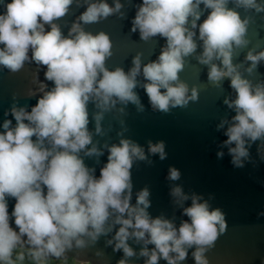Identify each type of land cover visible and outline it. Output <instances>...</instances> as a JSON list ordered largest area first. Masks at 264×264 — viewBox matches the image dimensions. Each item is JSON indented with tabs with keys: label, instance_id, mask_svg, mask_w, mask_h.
<instances>
[{
	"label": "clouds",
	"instance_id": "clouds-1",
	"mask_svg": "<svg viewBox=\"0 0 264 264\" xmlns=\"http://www.w3.org/2000/svg\"><path fill=\"white\" fill-rule=\"evenodd\" d=\"M129 3L135 8L130 34L139 32L144 43L157 37L165 43L155 60L145 62L143 52H136L125 71L107 66L113 55L110 35L85 28L112 16L126 19L122 0H0V70L30 72L24 97H38L30 107L13 93L0 125V264H49L69 257L93 264L79 256L102 237L105 248L123 253L116 264L141 259L143 264H182L189 250L195 264H210L207 253L229 227L225 213L212 207V197L186 193L175 183L171 202L187 217L179 225L175 213L171 218L150 214L147 186L135 192L132 203L133 166L151 165L150 157L156 155L163 161L167 152L164 141L148 140L146 151L127 137L130 129L123 118L129 105L137 113L146 111L137 89L144 90L154 113L167 115L197 103L201 89L180 76L193 60L201 71L207 69V84L224 92L225 80L230 81L232 92L223 104L235 115L219 118L216 130H224L227 137L220 148H227L234 167L243 168L245 162L255 164L250 149L259 142L257 154L264 161V79H254L264 76L259 72L264 48L249 47L248 37L255 20L251 13L264 14V0ZM74 5L84 11L65 35L58 21ZM245 49L243 59L237 60ZM109 113L119 125L118 142L110 135L113 123L104 124ZM105 152L107 162L97 176L96 167L85 160L100 164ZM224 154L218 151L217 157ZM166 179L179 181L181 172L170 166ZM11 199L15 203L10 212ZM72 252L76 254L70 256ZM95 256L101 258L104 252L97 249Z\"/></svg>",
	"mask_w": 264,
	"mask_h": 264
},
{
	"label": "water",
	"instance_id": "water-1",
	"mask_svg": "<svg viewBox=\"0 0 264 264\" xmlns=\"http://www.w3.org/2000/svg\"><path fill=\"white\" fill-rule=\"evenodd\" d=\"M10 2V0H9ZM142 0H132V4L141 3ZM112 4V0H108ZM125 4L123 11L127 12V18L121 20L117 16L109 17L100 23L86 25L87 31L96 33L107 32L113 41V55L107 61L109 68L116 66L124 67L125 71L131 67L132 56L136 52H143V59L155 60L160 54V48L165 40L155 38L147 43L141 42L139 32L131 33V20L135 16V8L129 0H122ZM83 8L72 7L68 16L62 18L58 23L67 34V26L78 16ZM247 13H243L245 15ZM207 13H205V16ZM255 17L254 23L250 24L248 37L252 41L249 47L260 45L264 48V14L251 13ZM205 17L201 18V22ZM259 50V49H258ZM247 49L241 51L237 60H242ZM29 69L35 65H27ZM259 72L264 74V65L259 67ZM181 79L190 86H198L200 99L197 103H190L187 109H174L170 114L154 113L148 102V97L143 89H137L146 111L137 113L133 105L128 106L129 115L123 117L130 131L126 136L145 147L147 151V141L154 143L164 141L166 144L167 158L163 161L159 156H151V165L139 162L133 166V200L135 203V192L145 186L149 187L151 195V207L148 209L155 218L161 213L171 218L173 213L176 216V223L179 225L181 219H187L181 215L182 210L174 208L172 198L169 195L170 187L173 183L183 187L186 193H196L205 199L212 197L209 202L213 208H220L226 215L229 225L226 233L218 239L216 246L207 256L210 264H261L264 257V216H258L264 211V161L259 159L257 154V142L250 149L251 157L255 164L245 162L243 168H236L231 163V156L228 155L227 148H220L222 141L227 139L223 131H217L216 125L219 118L227 115L229 118L235 115L223 104L224 96L232 92L230 81L225 80L224 92L207 84V69L201 71L200 66L193 60L187 64L185 70L180 74ZM30 72L21 71L17 74H10L6 69L0 70V125L5 117L3 112L12 103V94L17 93L21 105H35L38 97L26 99L24 92L28 87ZM40 79L44 81V72H40ZM254 79H264V76L257 74ZM49 87L52 82H47ZM29 107V110H30ZM89 110L92 106L89 105ZM113 113L106 115L104 124L107 127L111 122L114 130L110 135L112 142H118L115 130L119 128L114 119ZM12 119L11 116L7 117ZM13 123H15L13 119ZM89 128H93L90 123ZM2 130V129H0ZM224 151L223 158L217 157L218 151ZM108 153L100 157V164H96L94 159H86L85 163L96 167V175L99 176L100 168L107 162ZM175 167L181 172L179 181L170 182L166 179L169 167ZM15 200L9 201V211L11 212ZM191 201H187L185 206H189ZM14 226V225H13ZM139 250V246L132 245ZM152 247V246H149ZM100 249L104 256L98 258L95 251ZM75 252L69 255H75ZM122 252L114 253L111 247H104V238L93 247L83 250L80 259H89L93 264H116L122 257ZM135 260V258H133ZM90 264V261L77 260L69 257L67 261ZM55 261V260H53ZM64 262V261H61ZM136 264H143V260L136 261ZM160 264H166L161 260ZM182 264H195L189 250V256Z\"/></svg>",
	"mask_w": 264,
	"mask_h": 264
},
{
	"label": "rangeland",
	"instance_id": "rangeland-1",
	"mask_svg": "<svg viewBox=\"0 0 264 264\" xmlns=\"http://www.w3.org/2000/svg\"><path fill=\"white\" fill-rule=\"evenodd\" d=\"M55 264H65V263H63L61 261H57ZM70 264H82V263H76L74 261H71Z\"/></svg>",
	"mask_w": 264,
	"mask_h": 264
},
{
	"label": "trees",
	"instance_id": "trees-1",
	"mask_svg": "<svg viewBox=\"0 0 264 264\" xmlns=\"http://www.w3.org/2000/svg\"><path fill=\"white\" fill-rule=\"evenodd\" d=\"M72 260H70V261H64L63 263H65V264H70V262H71ZM57 261H50L49 262V264H55Z\"/></svg>",
	"mask_w": 264,
	"mask_h": 264
}]
</instances>
